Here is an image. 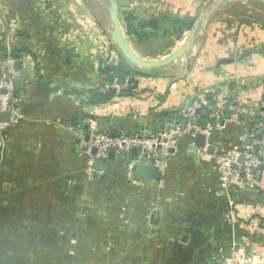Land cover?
I'll return each mask as SVG.
<instances>
[{
  "label": "crops",
  "instance_id": "crops-1",
  "mask_svg": "<svg viewBox=\"0 0 264 264\" xmlns=\"http://www.w3.org/2000/svg\"><path fill=\"white\" fill-rule=\"evenodd\" d=\"M107 1L0 0V80L12 83L1 104L14 110L0 115V264H264V193L241 178L222 188L213 155L264 112V0L222 4L192 50L144 75L131 66L120 93L102 91L101 65L122 56ZM215 1L116 0L132 49L152 60L181 46ZM195 100L204 120L226 106L245 123L219 128L212 156L185 136L155 181L135 177L128 154L89 165L81 143L93 132H164Z\"/></svg>",
  "mask_w": 264,
  "mask_h": 264
},
{
  "label": "built area",
  "instance_id": "built-area-1",
  "mask_svg": "<svg viewBox=\"0 0 264 264\" xmlns=\"http://www.w3.org/2000/svg\"><path fill=\"white\" fill-rule=\"evenodd\" d=\"M0 68L4 71V63L0 61ZM131 86V77H125L121 80L115 76L102 86L103 92L120 93ZM12 89L10 79L5 76L0 80V115L7 110L14 113L11 106L1 104L5 99L9 100L10 94L2 99L3 90ZM203 102L195 100L181 111V121L183 123L173 126L171 129L155 134L138 133L133 136L115 135L112 136L105 132H93L89 140L82 139L81 147L90 156L89 165L92 166L96 161H107L111 153L115 155L128 154L131 161L128 165L129 170L133 171L139 163L153 164L159 171H163L167 159L179 148L183 138H191L193 151L200 159H206L210 156V149L213 147L212 138L215 132L227 123H234L243 126L245 123L238 120L235 116H226V106L214 107L207 120H204L201 113L203 111ZM234 110L233 106H229ZM205 121V122H204ZM206 123V127H204ZM3 125H0V130ZM261 132L259 135L258 133ZM198 136L204 137V145L196 146L194 143ZM250 139L251 145L245 143ZM240 143L231 151L214 152V156L222 164V173L220 183L222 188L236 178L249 185L257 188L264 193V112L262 118L256 123L249 134H242L239 139ZM134 151H136L134 153ZM244 157V162L240 159ZM260 174L258 175V173ZM259 176V180L257 179ZM240 264V263H237ZM251 264V263H247Z\"/></svg>",
  "mask_w": 264,
  "mask_h": 264
},
{
  "label": "water",
  "instance_id": "water-1",
  "mask_svg": "<svg viewBox=\"0 0 264 264\" xmlns=\"http://www.w3.org/2000/svg\"><path fill=\"white\" fill-rule=\"evenodd\" d=\"M232 1L235 0H216L215 3L211 6V8L204 14L203 18L195 24V26L190 31L189 36L182 43L181 46H179L174 51L168 50L161 57L152 60V59L144 58L142 55L137 54L132 49L129 38L125 34L119 19L118 4L116 0H108L110 4L109 16L113 26L111 32V40L114 43V45L117 47L118 51L121 53L122 57L126 61H128L132 66H134L136 70H139L141 72L158 71L166 66H169L179 61L185 54H187L190 50H192L197 40L198 34L208 27L212 16L216 13L219 7L226 2H232ZM228 61L229 60H224V63H228ZM5 117H9L8 114L2 115L3 120ZM204 127H206V123H204ZM258 134L260 135L261 132H259ZM196 144L197 146L202 147L204 145V137L198 136L196 139ZM246 145L247 146L251 145L250 139L247 140ZM213 151H214L213 148H211L210 152L212 153ZM135 152L136 151H134V153ZM114 157L115 154L111 153L108 159ZM240 162L241 163L244 162V157L240 159ZM104 165L105 164L103 161H96L93 165V168H95L97 171H102ZM158 172H159L158 168L153 164L139 163L136 165L135 168V177L144 180L155 181L158 178ZM259 174L260 172L258 173V175ZM257 179L259 180V176Z\"/></svg>",
  "mask_w": 264,
  "mask_h": 264
},
{
  "label": "trees",
  "instance_id": "trees-1",
  "mask_svg": "<svg viewBox=\"0 0 264 264\" xmlns=\"http://www.w3.org/2000/svg\"><path fill=\"white\" fill-rule=\"evenodd\" d=\"M124 18H126L127 23L131 22V16H127ZM194 22L192 19L188 18L184 21H180V23H177V25L179 26V28H181V30L183 29H191V27L193 26ZM130 25L128 24L127 26V30L130 31ZM132 65L126 61L122 56H121V63L118 66H114L112 68H110L107 65H101V71L102 74H106L108 81L111 80L113 77L118 76L120 78H125V77H131L134 76L136 74L135 70L131 67ZM139 74H147V72H139ZM110 97H103L102 96V101H107L109 100ZM203 116V115H202Z\"/></svg>",
  "mask_w": 264,
  "mask_h": 264
},
{
  "label": "rangeland",
  "instance_id": "rangeland-1",
  "mask_svg": "<svg viewBox=\"0 0 264 264\" xmlns=\"http://www.w3.org/2000/svg\"><path fill=\"white\" fill-rule=\"evenodd\" d=\"M105 4H106L107 8L109 9V3H108V1H107ZM107 11H108V10H107ZM105 15H106L107 20L110 21L109 15H108V14H105Z\"/></svg>",
  "mask_w": 264,
  "mask_h": 264
}]
</instances>
